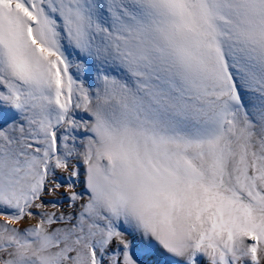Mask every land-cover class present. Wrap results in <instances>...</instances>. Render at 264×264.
Instances as JSON below:
<instances>
[{
	"label": "snow or ice",
	"instance_id": "1",
	"mask_svg": "<svg viewBox=\"0 0 264 264\" xmlns=\"http://www.w3.org/2000/svg\"><path fill=\"white\" fill-rule=\"evenodd\" d=\"M0 264H264V0H0Z\"/></svg>",
	"mask_w": 264,
	"mask_h": 264
}]
</instances>
